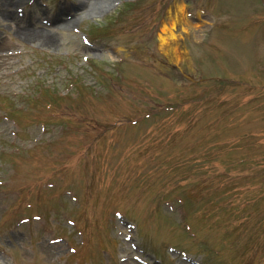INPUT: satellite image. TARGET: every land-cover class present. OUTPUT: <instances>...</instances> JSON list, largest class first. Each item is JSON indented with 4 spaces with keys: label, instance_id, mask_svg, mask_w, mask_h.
<instances>
[{
    "label": "rangeland",
    "instance_id": "obj_1",
    "mask_svg": "<svg viewBox=\"0 0 264 264\" xmlns=\"http://www.w3.org/2000/svg\"><path fill=\"white\" fill-rule=\"evenodd\" d=\"M127 1L137 4L129 9L123 6V2ZM252 3L256 4L258 1L12 0L8 11L0 10V153L4 152L7 145H9L8 151L12 150L18 140V137L13 135L16 132L13 119L9 114H6L10 112V109L12 110L13 100H18L20 108H27V100L23 97H30L34 93L35 87L40 86L41 83L47 87L58 88L60 95H63L61 92H65L66 96H71L76 93L77 89L78 95L76 94L74 98L64 97V99H69L72 105L75 104V107L85 105L79 109L81 119L84 118L88 121L84 127L87 126L91 132L95 128H92L89 122L94 123L96 119L99 122H105L101 124L100 129L98 126L93 141L100 135L120 138L122 143L132 142L138 137L140 124L136 121H129L118 126L115 120L118 112L112 113L117 110L125 89L130 87L127 84L129 81L136 83L137 88L142 91L143 85L153 80L151 81L153 82L151 91L145 90L146 93L140 94L139 92L133 97L129 94L126 97L127 100L139 102V104L143 101L144 109L149 110L151 104L153 106L156 101L160 106L162 100L166 101L173 94L179 97L182 92L181 101L190 102L193 98H197L199 103L200 96H202L208 98L214 107L229 106L233 111L236 110L233 107L244 108V115L247 116L237 122L238 128L232 127V131L227 134V137L220 138L219 132L212 129L211 126V131L208 132L211 141L209 144L237 146L240 143L239 145L244 146L242 149L244 155L261 159L264 155V145L258 142L253 144V140L248 141L249 136L244 134L258 128L256 132L259 133V139L264 141V126H260L255 121L264 119V114H259L260 107L264 108V98L258 97L262 91V83L249 70L248 60L242 59L240 63L233 65V61L244 57L248 58L250 50L254 56L251 58L256 66L264 63V51H258L259 48L260 50L264 49V0H260L259 7H257L259 9L256 11L261 17L259 22H249L244 31L241 29L240 17L233 13L241 6ZM60 13L65 16H59ZM69 15L73 17L69 24L79 27V33L72 31L71 27L61 29L59 26L69 20L67 17ZM51 19H55L57 24L46 26L42 23ZM219 19L223 20L215 29L219 31L217 34L211 30L216 20L218 22ZM101 23L105 24V34L111 39L101 40L99 36L96 38L99 33L96 26ZM28 24L36 27L38 31L47 29L46 31L53 35L54 40L46 42L42 39L29 37L25 30V26ZM82 31L93 34L95 38L89 35L91 42H85L81 37ZM244 34L251 35L250 43L246 42ZM211 38L215 39L209 40ZM203 39L209 40L205 48ZM202 40L204 42L200 45ZM206 56L212 59L213 70L216 67L224 71L225 75L237 79L234 83L227 79L225 82L228 85L224 92L222 88L217 90L216 83L191 87L194 77L199 79L201 75H210L211 73L208 71L211 66L209 61H204L203 64L198 63L196 67L193 65V61L201 62L202 58ZM228 63L230 64L227 65ZM173 67L183 73L188 84L187 88L175 90L174 85L181 83L182 80L179 79V75L173 72ZM232 68L234 71L231 72ZM74 82L84 84L79 83L73 87ZM121 82L122 86L119 88ZM133 91L138 90L130 92ZM96 93L98 94L97 98L94 95ZM100 94L102 95L100 96ZM99 97L103 100L97 101ZM71 103L69 102L61 109L74 113L68 108ZM254 108L255 113L249 114ZM119 109L121 110V108ZM35 112L47 117V113H39V110ZM54 115L57 120H65L63 114L54 113ZM67 121L70 122V120ZM185 121V119L167 121L161 117L155 125L165 127L167 122V125L176 128L183 125ZM47 122L50 125L43 130V126L38 122L24 123L23 127L19 126L18 128L22 135L29 132L32 136L41 137L46 141L54 139L56 142L62 137L63 129L69 126L68 123L55 120ZM151 126L153 125L151 124ZM64 135L66 141L64 145L69 140H76L78 137L77 127L72 124ZM204 135V126L184 133V136L191 139V145L195 147L197 158L205 147ZM5 138H8L7 143L4 142ZM27 145L33 146L31 143ZM90 146H92L91 143L88 144L83 140L71 153V157L74 158L78 152L87 151L86 156L78 161V167H80L76 177L78 180L83 175V169L93 151L100 152L106 147L98 143L97 140L93 149L88 152ZM179 148L186 153L185 142L166 144L161 147H148L144 152L143 162L147 160L145 164L150 166L152 162L148 159L158 160L166 155L174 156ZM49 151L55 155V159L61 155L58 149ZM12 155L13 153H10L9 157L2 158L4 170H6L4 163L8 159L10 160ZM63 157L61 156V158ZM75 162L77 159L73 160L71 164ZM104 162L105 159L101 162L100 169ZM222 163L224 171L219 168L218 173L224 172L222 176L225 178H223L221 189L225 191L223 194L225 197L209 211V215L215 217L216 221L222 223L224 229L229 232L227 245L237 246L240 250L249 244L252 246L251 249L259 243L264 247V159L259 165L254 162L243 166L237 162L232 166L224 161ZM112 169L113 167L110 168V170ZM127 172L128 169L124 173V181L128 180ZM0 177L1 181L5 183L0 185V264H64L60 260L62 255H66L71 248H75L79 252L83 234L87 232L84 223L88 224L91 218L84 220L80 208L66 202V197H63V200L58 203L61 209L56 211V215L43 217L38 222L18 225L20 209L12 213L21 196L19 189L16 188L18 173L17 171L11 173L5 171ZM85 204L91 208L89 203L85 202ZM98 215H102V213L97 212L95 218L104 222L105 220ZM133 215L140 218L137 214ZM55 217H59V223L52 222ZM198 220L207 221L208 219L200 212V214H195V217L192 216L190 222L196 226ZM128 221L124 217L122 221L117 220L115 230L110 234V238L113 237L118 241V248L121 250L115 259L113 247L108 241L103 240L104 248H107L108 254V256L106 255L108 257L106 264H132L131 262L143 264L135 257H142L148 264H153V255L151 254V258L147 259L145 256L147 251L141 249L139 245L148 249L147 244L150 242L143 243L136 231L135 224ZM94 226L99 231L103 230L100 221L94 223ZM137 230L139 231V229ZM69 232L70 237L67 239ZM153 235L159 238L158 242L161 244L164 241L173 242L177 239L169 229ZM126 237L131 240L127 241ZM56 238L58 240H54ZM50 240H54V242L52 243ZM91 242L94 248H91L89 254L94 255L96 251H99V248L98 245H95L94 240ZM122 246L124 247L122 248ZM165 251L166 264H202L200 254L182 255L179 250L173 248L172 251H175L173 256L167 249ZM122 257H124V261H122ZM131 257H133L132 260ZM259 257L260 264H264V253L261 252ZM247 260L249 258L246 256L245 261ZM225 261L226 264H232L228 258Z\"/></svg>",
    "mask_w": 264,
    "mask_h": 264
},
{
    "label": "bare ground",
    "instance_id": "obj_2",
    "mask_svg": "<svg viewBox=\"0 0 264 264\" xmlns=\"http://www.w3.org/2000/svg\"><path fill=\"white\" fill-rule=\"evenodd\" d=\"M11 4H12V0H0V10L3 11V12H6L8 11V9L11 7ZM26 31V34L29 35L30 37H33V38H42L44 39L45 41H52L53 39V35L52 34H49V33H45L44 31H31L29 30L28 28H25Z\"/></svg>",
    "mask_w": 264,
    "mask_h": 264
}]
</instances>
